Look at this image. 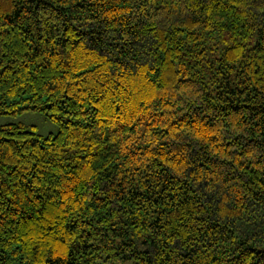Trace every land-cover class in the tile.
<instances>
[{"label": "trees", "instance_id": "16d2710c", "mask_svg": "<svg viewBox=\"0 0 264 264\" xmlns=\"http://www.w3.org/2000/svg\"><path fill=\"white\" fill-rule=\"evenodd\" d=\"M0 264H264V0H0Z\"/></svg>", "mask_w": 264, "mask_h": 264}, {"label": "rangeland", "instance_id": "374dc122", "mask_svg": "<svg viewBox=\"0 0 264 264\" xmlns=\"http://www.w3.org/2000/svg\"><path fill=\"white\" fill-rule=\"evenodd\" d=\"M10 123L23 124L40 136L55 135L59 130L58 124L40 111L23 110L15 114H0V126Z\"/></svg>", "mask_w": 264, "mask_h": 264}]
</instances>
